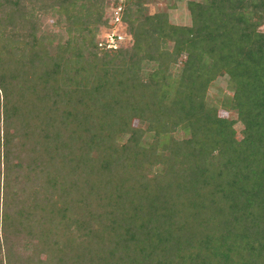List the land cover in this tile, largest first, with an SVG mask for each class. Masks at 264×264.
I'll return each instance as SVG.
<instances>
[{
	"label": "trees",
	"instance_id": "obj_1",
	"mask_svg": "<svg viewBox=\"0 0 264 264\" xmlns=\"http://www.w3.org/2000/svg\"><path fill=\"white\" fill-rule=\"evenodd\" d=\"M151 1L0 0V264H264V0Z\"/></svg>",
	"mask_w": 264,
	"mask_h": 264
},
{
	"label": "rangeland",
	"instance_id": "obj_2",
	"mask_svg": "<svg viewBox=\"0 0 264 264\" xmlns=\"http://www.w3.org/2000/svg\"><path fill=\"white\" fill-rule=\"evenodd\" d=\"M169 0H153L146 5V10L148 13H154L159 10H166L169 13V19L173 23L177 24H190V16L188 9L186 7V0L180 1L176 3V7L169 8ZM112 17L110 18L109 26L103 28L100 32L99 39L100 40H114V36L118 35L121 37L120 41H124L127 43L129 41V36L124 32V25L116 20V16L119 18L121 15V11L119 8L111 9ZM46 22L50 24L51 20L48 19ZM51 27V26H50ZM260 30L264 31V23L260 27ZM178 64H172L171 69L177 71ZM223 93L231 94V92L227 88V80L225 77H219L215 80L208 89V97L209 99L216 98L217 96H221ZM219 114L224 117H233L234 114L232 112L219 110ZM237 130V137H240V131L242 129V125H235Z\"/></svg>",
	"mask_w": 264,
	"mask_h": 264
},
{
	"label": "built area",
	"instance_id": "obj_3",
	"mask_svg": "<svg viewBox=\"0 0 264 264\" xmlns=\"http://www.w3.org/2000/svg\"><path fill=\"white\" fill-rule=\"evenodd\" d=\"M115 18H116V20H117V21H119V18H118L117 16H116ZM115 37H116L118 40H120V39H121V37H120V36H118V35L116 36V35H115V36H114V40H111V41H109V42H110V44H113V45L115 44Z\"/></svg>",
	"mask_w": 264,
	"mask_h": 264
}]
</instances>
